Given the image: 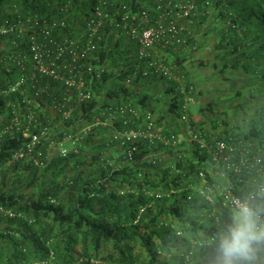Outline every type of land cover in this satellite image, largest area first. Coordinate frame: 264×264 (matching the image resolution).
<instances>
[{
    "label": "trees",
    "instance_id": "1",
    "mask_svg": "<svg viewBox=\"0 0 264 264\" xmlns=\"http://www.w3.org/2000/svg\"><path fill=\"white\" fill-rule=\"evenodd\" d=\"M65 1L0 0V26L18 20L27 25L26 31L0 33V264H209L214 250L204 237L216 230V215L224 208L220 195L224 187L217 186L215 179L240 195L264 182V172L244 169L238 175L223 166L227 171L223 176L217 172L223 169L211 170L208 154L190 143L174 146L138 137L123 144L114 138L117 131L128 128L119 115L107 125L95 123V117L104 120L117 105L131 103L142 113L133 127L140 126L144 111L157 115L153 97L164 93V88L148 83L171 80L143 76L139 69L144 64L135 43L126 37L115 40L110 32L92 55L78 59L81 64L105 66L100 77L96 72L84 74L95 90L92 99L80 100L62 80L37 73L30 40L41 33L28 19H66L54 37L78 32L81 36L98 0H70L64 11ZM218 2L216 8H221L219 14L223 11L221 18L230 33L221 28L211 48L214 56L201 59L200 71L193 70L195 64L186 63L187 57L180 54L175 55L174 64L185 70L188 84L193 76L204 73L205 78L198 76L201 87L196 95L213 91L208 105L199 106L197 113L209 117L220 99L223 104L236 100L235 109L253 102L256 113L244 134L225 128L218 131L221 115L211 117V124L204 118L191 120V125L208 135L214 133L216 139L251 144L252 156L264 155V0ZM219 14L213 13L215 19ZM12 53L23 63L10 59ZM235 72L251 76L254 83L249 81L246 89L230 84L227 96L219 98L216 93L222 83L231 81ZM174 93L172 111L179 110L181 117L184 94L179 84ZM69 109L65 117L64 110ZM14 117H19V125ZM157 117L164 133H173ZM208 124L211 129L206 128ZM44 125L49 132L39 147L46 151V164L36 165L30 157L14 160L26 139L23 130L29 126L39 132ZM67 135L73 137L66 139ZM207 187L214 202L201 192Z\"/></svg>",
    "mask_w": 264,
    "mask_h": 264
},
{
    "label": "built area",
    "instance_id": "2",
    "mask_svg": "<svg viewBox=\"0 0 264 264\" xmlns=\"http://www.w3.org/2000/svg\"><path fill=\"white\" fill-rule=\"evenodd\" d=\"M216 1L98 0L94 9V17L88 21L81 36L78 35V32L73 36L67 35L61 39L55 38L53 33L60 24L65 25V18L61 22L54 18H35L34 21L28 19L32 22L33 27L40 28L41 33L40 36L33 34L30 40L35 71L62 80L67 91H70L71 88L76 90V95L80 100L92 99L95 90L85 79L84 74L94 75L93 73L96 72L97 77H100L105 66H97L94 63L81 64L78 59L92 55L97 50L104 35L110 32L115 40L126 37L135 43L138 59L144 64L139 69L143 76H161L172 80L175 78V64H173L174 58H172L171 53L186 47L190 50L198 48V42L192 36V28L200 13L199 5L201 4L203 7L201 13L209 16L212 14ZM65 2L67 3L61 6L64 11L68 9V4L71 1L66 0ZM229 12L232 14L231 11ZM228 23L233 28H237L231 18H228ZM18 28L21 31H26L27 25L21 20L8 25H1L0 33L5 34ZM10 59L17 61L16 63H23L22 58L13 53ZM181 92L184 94V99L180 119L189 123L186 132H173L166 135L163 126L158 123L157 115L152 110L144 111L143 123L138 127H133L140 121L142 113L131 103H121L108 116L104 115L106 117L104 120L98 116L95 117L94 121L95 123L106 124L113 116L119 115L123 119V123L128 125V128L117 131L114 138L122 140L123 144L138 137H145L151 141H160L166 145L174 146L190 143L208 154L212 166L211 170L213 167L223 169L225 166L227 171H234L238 175H241L244 169H256L258 172H264V155L252 156L251 144H243L242 141L238 144L215 137L209 139L210 135L205 131L194 128L190 123V112L191 105L196 98V87L190 83L181 89ZM70 113L71 109L64 110L65 117H68ZM13 120L19 125V117H14ZM28 127L23 130L26 139L15 151L13 159L30 157L36 165L43 166L46 164L47 155L46 151L39 147V144L42 143L43 138L47 137L49 128L44 125L40 127L39 132H35ZM12 128L13 126L7 127V130ZM71 137L73 136L67 135L65 138ZM65 152L66 149L63 148L62 153ZM227 171L219 169L217 172L225 176ZM200 175L204 182H207L208 177L205 176V173L201 171ZM257 185H264V182H258ZM207 188L208 191L204 189L202 192L205 193V198L214 202L210 188ZM220 195L223 197L224 203L229 197L239 196L232 187L227 185L220 192ZM6 213H10V211Z\"/></svg>",
    "mask_w": 264,
    "mask_h": 264
},
{
    "label": "clouds",
    "instance_id": "3",
    "mask_svg": "<svg viewBox=\"0 0 264 264\" xmlns=\"http://www.w3.org/2000/svg\"><path fill=\"white\" fill-rule=\"evenodd\" d=\"M199 9L196 24L201 16H214V9L209 16L201 13V4ZM185 51L195 50L182 48L171 53L174 62L177 61L175 55H182ZM224 209L227 210V220L224 219ZM215 228L214 232L204 237L207 246L214 250L209 264H264V185L242 191L239 196L229 197L224 208L216 215Z\"/></svg>",
    "mask_w": 264,
    "mask_h": 264
},
{
    "label": "crops",
    "instance_id": "4",
    "mask_svg": "<svg viewBox=\"0 0 264 264\" xmlns=\"http://www.w3.org/2000/svg\"><path fill=\"white\" fill-rule=\"evenodd\" d=\"M221 10V8H219ZM219 10L217 8L214 9V15L215 17L218 16ZM221 12V11H220ZM218 13V14H217ZM223 14V11L219 14L220 18L213 17L207 18L204 16L199 17L198 22L195 26H193V38H195L198 41L199 48L196 51L189 52L185 51L182 53V57L186 56V63H190L192 61L193 64H195L194 69H198V63L201 61V59H208L210 57L214 56V51L211 50L212 46L214 45V40L220 36V31L223 26L225 27V22H223L221 16ZM229 27H225L227 32L230 33V30H228ZM232 35V32L231 34ZM195 36V37H194ZM229 36V35H228ZM236 38V37H235ZM185 50H190V48H184ZM180 54V53H179ZM181 57V61L182 58ZM179 61V59H178ZM183 62V61H182ZM177 66L174 68L175 78L171 81H154L153 83H148L149 86L155 87L159 86L160 89L164 88V93L162 96L159 95V98L153 97V104L155 105V110L157 112V116L162 117V122L164 124V128L167 132H186L189 123L186 121H182L179 117V110L178 113L172 111L173 103L176 100L174 98V89L176 90V85L179 84L180 88H185L186 85H188V76L185 75V70L177 69ZM193 70H190V72H193ZM136 73V72H135ZM188 75V74H187ZM191 77V75H189ZM158 78V77H157ZM168 89H172V91H167ZM202 97H204L201 93L199 95H196L195 102L192 105H198V107H201L202 104ZM201 113L197 111H192L191 106V114H190V123L192 124L191 120L193 119H202L199 118L198 115ZM195 119V120H196ZM204 119V118H203ZM107 125V124H103ZM88 127H86L87 129ZM211 137H213L212 134H210ZM189 148V147H187Z\"/></svg>",
    "mask_w": 264,
    "mask_h": 264
},
{
    "label": "rangeland",
    "instance_id": "5",
    "mask_svg": "<svg viewBox=\"0 0 264 264\" xmlns=\"http://www.w3.org/2000/svg\"><path fill=\"white\" fill-rule=\"evenodd\" d=\"M214 17V16H213ZM210 20H211V17H209ZM190 63H192V61H190ZM196 71H198L196 69ZM200 71V70H199ZM206 72L208 70H205ZM196 74V73H195ZM203 76L204 77V73L201 72L199 74H196V76H193L194 78L191 79L193 81L194 84H196V94L198 93L199 89H200V85L198 83V76ZM205 78V77H204ZM252 77L249 76V75H243L241 74L240 72H235L234 75H233V79L230 81L228 80L229 82H225V83H222V88L221 90H219V93H216V95L218 94L219 98L221 97H225L227 96V92H226V88L230 86L234 87L235 89H237L238 86L244 88H249L248 86H245L246 84L248 85L249 84V81H251ZM195 80V81H194ZM208 82V81H207ZM252 82V83H251ZM250 83L253 84L254 82L251 81ZM213 81L212 79H210V84L212 85L213 87ZM214 89V88H213ZM223 91V92H222ZM207 94H204L202 97V104L201 106H206L208 105V101L212 98L211 97V94H213V91L212 89L208 90V92H206ZM210 96V97H208ZM259 95H257L256 98H258ZM219 100V99H218ZM217 100V101H218ZM222 100L220 99L218 102L220 103L217 107L218 108H215V112L214 113H211L209 114L208 116L209 117H206V116H203V114L201 113L200 115H198L199 118H206V120H208V123H210L211 121V117L213 118L214 116H220L221 115V120L220 122L218 123V126H220L221 124V127L218 129V131H222L223 128L225 129H229V130H234V131H237L238 133L240 134H244L248 129H249V125L248 123L251 121V117L256 113V110L252 107L253 105V102H248L247 103V106L245 108H240V109H235L234 107V103L236 102L233 101V102H229V103H226V104H223V102H221ZM192 106V111H196L198 109V105H191ZM228 107H233V108H228ZM204 108V107H203ZM206 108V107H205ZM204 108V109H205ZM204 111V110H203ZM196 119V118H195ZM198 120V119H196ZM224 120V122L222 123V121ZM211 124V123H210ZM210 124H208L206 126L207 129H211L210 127ZM217 134V133H216ZM213 137H215L214 133H213ZM188 153V151H187ZM216 172V170L214 171ZM216 181V184L217 186H220V187H225L226 186V182H223L221 181V179H215ZM225 181V180H224ZM214 189V192L217 193V190L215 188ZM211 191V190H210ZM202 192V191H201Z\"/></svg>",
    "mask_w": 264,
    "mask_h": 264
}]
</instances>
